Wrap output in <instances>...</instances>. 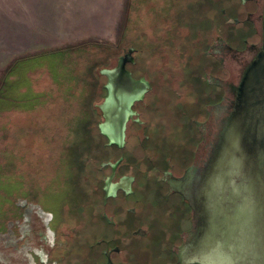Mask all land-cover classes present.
<instances>
[{
	"label": "rangeland",
	"instance_id": "374dc122",
	"mask_svg": "<svg viewBox=\"0 0 264 264\" xmlns=\"http://www.w3.org/2000/svg\"><path fill=\"white\" fill-rule=\"evenodd\" d=\"M231 2L219 0L215 24L213 0H0V87L14 83L0 93V264H82L90 179L109 153L98 131L100 71L129 49L127 69L150 89L142 119L158 127L165 111L169 118L154 141L179 149L194 139L190 120L203 121L219 94L227 60L218 67L207 52L217 39L232 43L235 15L222 13ZM87 69L82 85L74 72ZM210 74L219 75V89L206 83ZM94 80L97 99L84 97ZM17 92L38 97L19 104L8 98ZM86 119L89 129H77ZM132 138L125 148L136 152ZM145 146L142 158L160 154Z\"/></svg>",
	"mask_w": 264,
	"mask_h": 264
},
{
	"label": "flooded vegetation",
	"instance_id": "af4514ba",
	"mask_svg": "<svg viewBox=\"0 0 264 264\" xmlns=\"http://www.w3.org/2000/svg\"><path fill=\"white\" fill-rule=\"evenodd\" d=\"M213 2V22L219 24V0ZM263 6L264 0H233L229 10L222 11L235 15L233 23L252 32L258 40L253 43L246 41L247 45L241 50L219 39L211 43L207 53L218 67L219 62L224 67V60L246 64L253 58L260 42ZM128 51L118 58L117 63L120 58L124 59L127 61L125 69L130 72L132 79L145 81L143 77L135 76L127 69L128 64H134V59L132 63L128 62L133 54L129 56ZM210 75L211 77L206 75V83L219 89V75ZM104 77L106 82L103 85V99L108 95L106 87L109 82ZM146 84V92L131 105L132 114L125 124L122 148L109 145L98 125V131L105 140L104 149L109 153L90 179L93 202L89 209L88 234L82 236L85 246V252L81 256L82 264H191L186 250L198 221L193 191L202 188L214 145L219 138V113L221 111L223 114V121L231 110L234 85L226 88V92L230 94L229 101L220 111L218 99L206 106L203 121L190 120L194 139L186 137L180 144L181 148L170 147L169 151L162 146V141L157 144V140L153 139V131L163 129L162 126L169 122L167 111L159 120L162 126L157 127L155 122L148 124L142 119V109L147 108L146 95L150 92L148 83ZM98 111L103 121L102 113L99 109ZM209 117L212 118L211 122L214 120V133L208 130L211 124H203L207 123ZM131 126L134 127V132L127 135ZM149 130L152 131L150 135ZM130 136L136 141L134 150L137 153L125 148ZM149 142L158 147L160 154L142 158L145 143Z\"/></svg>",
	"mask_w": 264,
	"mask_h": 264
},
{
	"label": "water",
	"instance_id": "95a60500",
	"mask_svg": "<svg viewBox=\"0 0 264 264\" xmlns=\"http://www.w3.org/2000/svg\"><path fill=\"white\" fill-rule=\"evenodd\" d=\"M257 40L236 25L231 46L241 50L246 41ZM132 53L129 49L128 55ZM126 62L120 58L114 69L100 71L109 79L108 95L97 105L103 118L101 135L119 148L131 105L147 90L145 81L132 79ZM230 85L234 102L221 121ZM218 99L219 138L202 188L193 191L198 221L186 255L191 264H264V6L258 48L246 64L227 60Z\"/></svg>",
	"mask_w": 264,
	"mask_h": 264
},
{
	"label": "trees",
	"instance_id": "16d2710c",
	"mask_svg": "<svg viewBox=\"0 0 264 264\" xmlns=\"http://www.w3.org/2000/svg\"><path fill=\"white\" fill-rule=\"evenodd\" d=\"M55 52H58V51H55ZM54 53V52H53ZM53 53H51V54H53ZM57 55H62V53H60V54H57ZM54 59H56V58H54ZM24 61H26V59H24L23 61H22V63L24 62ZM59 61V60H58ZM15 67H13V65L10 67V69L9 70H11V71H13V69H14ZM63 69V68H62ZM88 70V74L87 75H84V73L81 71H79V72H74V75H75V77L76 78H78V83H80V82H82L81 84L82 85H84V84H87V81H89V79H88V76H90L91 77V69H87ZM10 73V72H9ZM8 73V75H11L12 74V72H11V74H9ZM92 73H93V71H92ZM86 76V77H85ZM10 77V76H9ZM73 80H75V78L73 79ZM77 80V79H76ZM5 81H7V80H5V79H3V81L2 82H5ZM16 81H18V82H20L21 84H23V82L18 78V80H16ZM25 81V80H24ZM1 82V83H2ZM19 84V83H18ZM23 86H25V85H23ZM76 86H73V87H71L72 89H74ZM5 88V89H4ZM18 88H20V86H18ZM72 89H70L71 91H72ZM76 90L77 89H80V88H75ZM5 90H6V92L8 93L9 92V94H10V92L12 91V90H14V83H13V81L9 78V80H8V83L3 87H0V93L2 94V93H5ZM96 91V81L94 80V85H93V88H92V90H89L88 92H83L82 94H83V96L84 97H92L93 96V94L94 93H96L95 92ZM101 91H103V95H102V97L105 95V89H104V87L103 86H101ZM29 92V91H28ZM80 94H81V92H80ZM4 95H6V94H4ZM8 96V95H7ZM16 97H14V96H10V97H8L10 100L11 99H15L16 98V101H17V103H21V102H24V104H26V103H28L29 105L31 104H34L35 103V100L37 99V95L36 94H30V93H26V92H24V93H18L17 92V94L15 95ZM5 97V96H4ZM94 97V99L96 98L97 99V97L98 96H93ZM100 97H101V95H100ZM91 104V103H90ZM92 111H93V113L95 114V109L93 110L92 109ZM96 115V114H95ZM84 121H82V123H83ZM89 122V123H88ZM91 124H92V121H88V119H86L85 120V124L84 125H82L81 126V123H80V126H78L77 127V129H85L86 128V126H87V129H89V127H88V125L89 126H91ZM86 129V130H87Z\"/></svg>",
	"mask_w": 264,
	"mask_h": 264
}]
</instances>
